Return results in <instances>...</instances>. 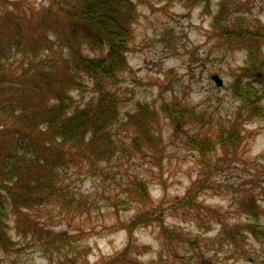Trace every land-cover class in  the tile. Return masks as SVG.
Returning <instances> with one entry per match:
<instances>
[{"label":"rangeland","instance_id":"obj_1","mask_svg":"<svg viewBox=\"0 0 264 264\" xmlns=\"http://www.w3.org/2000/svg\"><path fill=\"white\" fill-rule=\"evenodd\" d=\"M49 1L0 0V50L16 72L12 82L36 50L26 35L25 49L5 51L17 46L6 16L35 13ZM221 1H133L127 66L113 87L121 98L113 149L93 171L85 159L64 168L63 197L28 211L43 231L65 234L69 253L84 248L80 264H101L125 247L122 264L131 258L141 264H264V0H230L220 13ZM234 20L246 27L239 42L229 30ZM247 83L256 89L249 100L239 97ZM71 95L85 103L94 95L91 81L84 78ZM172 101L184 118L176 129L162 111ZM139 107L152 116L157 145L143 143L136 151L126 116ZM233 123L238 141L224 157L216 139ZM205 136L214 146L203 155L189 140ZM139 179L147 183L144 197L127 192ZM194 181L200 188L189 198ZM9 228L13 244L0 248V264H49V256L60 255L45 252L37 236L18 235L12 220Z\"/></svg>","mask_w":264,"mask_h":264},{"label":"trees","instance_id":"obj_2","mask_svg":"<svg viewBox=\"0 0 264 264\" xmlns=\"http://www.w3.org/2000/svg\"><path fill=\"white\" fill-rule=\"evenodd\" d=\"M133 1L50 0L46 8L35 13L24 10L16 15L7 14L9 36L16 37L17 46L9 45L5 51L10 52L13 47L25 49L22 43H26L27 35L34 39L29 47L36 50L38 58H28L17 74L18 81L12 82L16 72L9 70L3 61L6 54L0 50V82H9L0 88L1 249H10L13 244L8 233L12 220L18 235L37 236L45 252H60L55 259L49 256V264H80L84 248L69 253L68 249H63L70 244L65 234L49 229L43 231L28 211L63 197L60 176L64 168L76 166L85 159L88 171H93L96 163L112 151L115 126L120 124L121 103L113 87L118 82L119 72L127 66L130 23L136 14ZM185 1L207 3L209 0ZM229 1H221L220 13ZM233 23L236 26L229 30H234L233 39L239 42L246 27L239 21ZM31 28L38 34L33 36ZM258 39H262L261 34ZM254 58V54L249 53V64L254 63ZM84 78L91 81L94 95L80 104L71 92L82 88ZM255 91L247 83L239 97L249 100L255 96ZM162 111L175 129L183 123L182 109L176 101L164 105ZM126 117V124L133 128L135 135H130L131 148L140 151L143 143H150L154 148L157 143L150 132L148 121L152 116L149 112L139 107L135 114ZM189 117L192 119V114ZM237 132L235 123L219 132L216 140L225 151L224 157L237 143ZM190 143L195 144L203 155L208 145L214 146L206 136L197 140L192 138ZM198 182L194 181L188 189L189 198L200 188ZM134 186V190L127 188V192L144 197L147 183L139 179ZM162 235L170 237L164 227ZM127 248L101 264H122ZM126 263L141 264L134 258L127 259Z\"/></svg>","mask_w":264,"mask_h":264},{"label":"water","instance_id":"obj_3","mask_svg":"<svg viewBox=\"0 0 264 264\" xmlns=\"http://www.w3.org/2000/svg\"><path fill=\"white\" fill-rule=\"evenodd\" d=\"M211 78L215 81V83L220 86L222 84V80L218 75H212Z\"/></svg>","mask_w":264,"mask_h":264}]
</instances>
